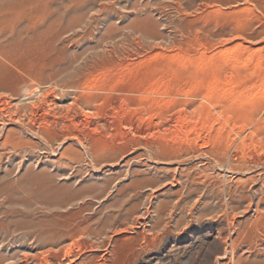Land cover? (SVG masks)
Here are the masks:
<instances>
[{"label": "rangeland", "instance_id": "rangeland-1", "mask_svg": "<svg viewBox=\"0 0 264 264\" xmlns=\"http://www.w3.org/2000/svg\"><path fill=\"white\" fill-rule=\"evenodd\" d=\"M3 5L0 264H264V0Z\"/></svg>", "mask_w": 264, "mask_h": 264}, {"label": "bare ground", "instance_id": "bare-ground-1", "mask_svg": "<svg viewBox=\"0 0 264 264\" xmlns=\"http://www.w3.org/2000/svg\"><path fill=\"white\" fill-rule=\"evenodd\" d=\"M4 5H3V0H0V29L2 27L3 21H4ZM1 31V30H0ZM56 244V243H55ZM50 247V246H49ZM58 252H60V249L56 248L54 253H56V255L58 254ZM57 259V258H56ZM48 261V260H47Z\"/></svg>", "mask_w": 264, "mask_h": 264}]
</instances>
